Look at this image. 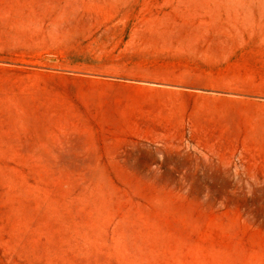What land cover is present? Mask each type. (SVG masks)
Here are the masks:
<instances>
[{"label": "rangeland", "instance_id": "374dc122", "mask_svg": "<svg viewBox=\"0 0 264 264\" xmlns=\"http://www.w3.org/2000/svg\"><path fill=\"white\" fill-rule=\"evenodd\" d=\"M0 264H264V0H0Z\"/></svg>", "mask_w": 264, "mask_h": 264}]
</instances>
